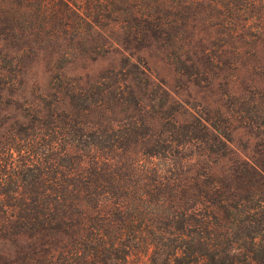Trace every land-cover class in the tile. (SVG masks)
Listing matches in <instances>:
<instances>
[{
    "label": "trees",
    "instance_id": "1",
    "mask_svg": "<svg viewBox=\"0 0 264 264\" xmlns=\"http://www.w3.org/2000/svg\"><path fill=\"white\" fill-rule=\"evenodd\" d=\"M153 46L219 98L173 100L138 58ZM113 47L118 68L0 109V236L30 241L0 264H264V0H0L8 95L29 55Z\"/></svg>",
    "mask_w": 264,
    "mask_h": 264
},
{
    "label": "rangeland",
    "instance_id": "2",
    "mask_svg": "<svg viewBox=\"0 0 264 264\" xmlns=\"http://www.w3.org/2000/svg\"><path fill=\"white\" fill-rule=\"evenodd\" d=\"M170 50H162L159 46L151 47L143 52L138 54V58H146L148 61V71L151 75L161 81L165 88L168 90L169 95L173 100L179 102V99L188 100L192 103H197L201 101V97L207 99L209 102L211 100H216L219 98L218 95H211V91L204 90L203 88L198 87H188L185 88L183 85V80L179 78V74L174 71L173 62L175 61L170 55ZM126 53H122L120 50L115 49L114 47L103 51H100L98 54H92V59H82L68 56V62L58 61L50 62L47 57L42 59H33L32 56H27L23 59V62L27 63V68L24 70L22 76L23 84L14 90V93L11 95L6 94L0 90V109L10 106L16 107L18 105H24V102H32L37 104V107H42L38 102L37 97L43 93H54L53 90H49L50 79L54 74H65L66 79H60V81H69L71 79H76L77 77L93 79L101 74L103 71L111 68H118L121 64H124L126 58ZM90 55V54H85ZM83 55V56H85ZM76 57L80 55H75ZM93 56V57H92ZM134 60V59H132ZM62 67V69H57L56 66ZM175 67H179L177 64ZM253 77L257 79L256 76L249 75L248 73H241L238 75V80L236 84L228 85V88H236L238 91L241 87H244L247 84V79ZM203 85V84H201ZM226 90V87H225ZM195 97L194 100L193 98ZM58 100L64 101L66 99L63 91L58 95ZM57 99V98H56ZM192 100V101H191ZM57 101V100H56ZM57 102L53 104L52 108H55ZM175 108L179 109L178 104L173 103ZM203 106L205 104H202ZM14 113V110L10 108L8 112L0 111V119L5 115H11ZM233 144L236 147L237 155L243 156V154L249 155L251 153L252 144L251 140H248L242 132L238 134H233ZM1 235V233H0ZM30 241L23 238L10 236L8 239H4L0 236V254L3 252L11 253L19 245H26Z\"/></svg>",
    "mask_w": 264,
    "mask_h": 264
}]
</instances>
